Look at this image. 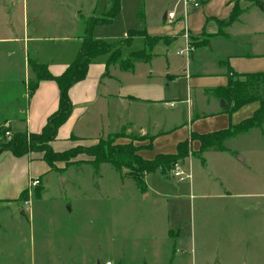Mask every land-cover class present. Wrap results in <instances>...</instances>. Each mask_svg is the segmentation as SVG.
Listing matches in <instances>:
<instances>
[{
	"label": "rangeland",
	"instance_id": "rangeland-1",
	"mask_svg": "<svg viewBox=\"0 0 264 264\" xmlns=\"http://www.w3.org/2000/svg\"><path fill=\"white\" fill-rule=\"evenodd\" d=\"M237 1L242 10L246 6L257 4L253 0ZM260 1L259 5L264 2V0ZM107 2L108 0H0V129H9L3 117L12 115L13 111L24 103L25 86L29 89V81H32H25L23 84L31 69L28 60L32 58L28 56L33 57L36 45L46 50L68 44L59 37L72 35L76 31L78 34L85 32L88 23L85 17L89 15L90 9H93L97 3L96 12L88 19L93 16L102 18L104 14L101 11ZM12 4H15L16 8L11 7ZM217 4L218 0L209 2L210 9L217 7L213 10L214 14L219 11ZM24 7L29 14L27 23L23 17ZM203 7L206 8V3ZM12 8L13 13L10 12ZM79 8L82 12L80 16L75 17L74 11ZM165 11L184 13L181 0H122L120 13L111 23L103 24L100 29V32L111 36V39L105 41L108 48L106 53L110 54V60L113 61L118 57L121 52V43L118 41L125 39L124 35L130 28L139 29L147 26L148 30L157 32L160 16ZM188 11L185 20L183 16L178 17V15L176 20L182 18L186 22L187 29L194 32L193 26L199 25L202 7L190 8ZM256 16L250 15L249 18L257 21ZM142 18L146 21L143 22ZM9 23L14 24V30L10 28ZM187 29H181L180 35L184 40L186 33L190 39L192 36ZM239 31L244 33L245 29L240 28ZM236 32L237 29L232 30L235 35ZM13 35H17V38L13 39ZM36 35L41 36L42 40L31 41L30 37L34 38ZM133 36L138 35L128 34L125 40H132ZM193 36L199 41L209 39L208 33L203 36L201 34ZM236 36L239 38L241 34L238 33ZM85 37L87 39L88 36L85 34ZM154 38L160 37L154 36L151 39ZM166 38L168 37L164 39ZM227 44L226 40L221 42L218 39L212 40L211 47L209 44H201L195 55V67L206 72H215L219 66L217 57ZM142 45L135 43L134 48H141ZM179 45L177 43L173 46V50L168 54V60L161 56L151 64L138 61L135 64V74L122 78L124 87L133 90L145 79L149 71L165 73L169 68L182 69L187 56L177 54L176 49ZM195 50L196 47L191 55ZM161 81V77H155L153 80L156 89H159ZM190 86L186 80H175L165 89L166 97L186 99ZM194 89L193 99L196 101L194 115L214 111L213 107L217 105L215 97L200 92L197 88ZM220 103L223 104L222 100ZM258 107V102L248 104L230 117L227 116V121L218 116L204 119L195 126L196 131L208 133L223 129L229 122L238 123L250 117ZM131 108L129 114L137 120L140 131L173 128L189 120L192 113L186 101L179 102L175 106L137 102L134 106L131 104ZM117 133L124 134L123 137L128 139L133 137L135 143L148 142L140 145L143 147L155 138L154 135L149 134L134 135L125 131ZM181 135H183L181 128L171 132L155 142L154 146L148 149L150 151H145L144 155H150L151 150L174 151ZM1 137L2 130L0 140ZM86 145V142L78 141L75 147ZM225 145L229 149L227 152L210 149L202 154L193 155L191 170H189L190 157L184 163L179 162L180 168L190 173L191 178L179 181L170 171L167 173L169 178L158 182L171 191L183 195L180 198L179 224L182 234L187 235L188 248L185 260L182 258L184 255L180 259L175 258L181 264H208L207 260L210 259H207V255L220 256V254L221 258L214 263L210 261L209 264H222L223 256L227 257H225L227 264H240L243 260L248 264H264V212L261 214V219H258L256 212L250 208L256 207L259 202H264V127L254 128L231 138L225 142ZM196 146V143L192 146L195 151ZM229 153L242 154L246 158V165L223 157V154ZM78 156L76 160H79ZM202 159L205 160L204 163ZM68 166L63 161H57L52 169L54 172L47 176V186L43 191L42 183L36 187L30 183L27 192L24 196H20L16 205L18 208L31 209L23 216L24 219L9 221L12 218L10 211L0 212L1 217L6 219L4 221L8 222L5 228L0 227V264H56L54 260L59 258L61 261L60 257L67 259L71 264H106L108 260L115 263L117 249L122 246L128 261H131L129 254L133 235L132 224L134 218H137L132 214L131 204L139 200L137 198L139 191L134 179L130 176L121 178V174L107 163L101 172H96L92 166L75 165L67 169ZM39 187L41 191L37 193ZM221 193H226V196L216 198ZM176 200L178 199L170 196L169 202L174 206ZM115 202L122 203L124 207ZM213 202H231L232 205L234 203L233 208L228 205L220 209L224 213L220 216L225 219L224 225L217 226L212 223L208 225L213 211H215L214 219L220 218L218 213L216 215L215 207L205 209ZM85 203L90 204L91 208L81 209ZM198 204L205 205L201 208L199 205L198 208ZM71 205L75 209L69 213L66 209ZM19 210H17L18 214L21 212ZM117 210L123 212L126 224L122 226H116L112 222L113 213ZM218 227H223L221 233H218ZM182 251L179 248L177 255Z\"/></svg>",
	"mask_w": 264,
	"mask_h": 264
},
{
	"label": "crops",
	"instance_id": "crops-1",
	"mask_svg": "<svg viewBox=\"0 0 264 264\" xmlns=\"http://www.w3.org/2000/svg\"><path fill=\"white\" fill-rule=\"evenodd\" d=\"M199 1L201 2V5L198 8L202 7V11L200 12L199 25L193 22L194 25H197L193 26L195 29L194 32L190 31L189 28L187 29L186 22H184L182 18L169 20L167 18V12L165 11L160 16V26L157 32L148 30L147 26L139 29L130 28L127 34H130V31H144L145 34H136L138 36H133L132 40L130 39V43L127 44L123 43L125 39L118 41L121 43V52L113 61L109 58L110 54L104 53L99 55L89 64L87 74L84 79L76 82L69 89L73 109L70 117L59 128L56 139L51 142V146L55 151H64L75 147L78 141L86 142V146H88L97 143L100 138L120 131H125L127 134L134 135H154V146L155 142L181 128L183 130V135H181V137L177 140L174 151L154 152L151 150L150 155L145 156L144 152L150 151L148 150L150 148L142 147L139 149L138 153L143 158L151 160L159 153H176L178 143L190 138L192 132L196 131L195 126H197V124L204 119L218 116L226 119L227 121V116L229 115L223 112L224 105L221 104L220 100L216 97L215 101L217 105L213 107L214 111H210L208 113L203 112L202 115H194V106L196 105V101L193 99V96L195 95L194 88L199 89L200 92L207 93L206 90L209 88L224 86L228 83L230 70L237 73L264 71V2L260 5L252 4L244 7L238 20L231 25L225 26L221 25L219 21H227L229 19L234 7L233 0H218L217 6L219 7V11L216 14H214L213 10L217 7L215 9H210V0ZM107 3L104 4L101 11L102 14L106 12ZM205 3L206 8L203 7ZM15 6V4L11 5L13 8H16ZM96 7L97 3H95L93 9H90L89 15L85 17L87 20L94 15V12L97 10ZM13 8L10 11L11 13H13ZM81 12L80 8L76 9L74 11L75 17L80 16ZM28 15L29 14H27V10L24 7L23 17L25 23H27ZM177 15L178 17H181V14L178 12ZM250 15H257V21L250 20ZM142 21L145 22V18H142ZM189 22L190 21H188V24H190ZM13 25V23H9L10 28L14 30L15 28ZM102 27L103 25H96L93 28L92 38L102 39L105 41L111 39L110 35L100 32ZM183 28H186L191 35L195 36H199L200 34L203 36L208 33L210 47L212 46V40L218 39L221 40V42L222 40H226L228 43L226 48H224L223 52L219 54V57H217L219 64L218 69L215 72H206L200 68H196L194 59L199 48L196 47L194 53L184 60L182 69L173 70L169 68L166 69L165 73L149 71L148 74H146L145 79L135 86L133 90L125 88L122 78L124 76H131L135 74V64L138 61L144 64H151L153 60L161 56L168 60V54L171 50H173V46L175 44H180L176 49L177 51L180 47H183L186 40H184L182 35H180L181 29ZM240 28L245 29L244 33L243 31H239ZM235 29H237L236 35L238 33L241 34L239 38L232 33V30ZM221 31L224 33H221ZM77 32L78 31L65 37H59L62 38V40L67 41L68 44L58 48L51 47L50 49L45 50L40 45H36L33 57H28L40 63L46 64L49 71L53 75L62 74L75 60L83 41L86 39V29L82 34H78ZM13 36V39L17 38V35ZM146 36L149 37V44L146 42ZM154 36H158L160 38L152 40L151 38ZM165 37L168 38L164 39ZM30 38H32L31 41L33 39H35L33 41L42 40V37L39 35H36L34 38ZM124 38H126L125 35ZM135 43H142L143 47L135 49ZM141 50L146 52L144 58H131L133 62L132 68L128 69L126 64L125 67H123V60L130 58L133 52ZM155 77H161L162 79L159 89H156L153 85ZM34 78L35 73L32 69H30L28 76H26V79L23 81V84L25 81L28 82L29 80H34ZM175 80H186L190 83L191 86L190 89H188L186 99L182 97H166L165 89L169 88ZM59 99L60 89L57 82L54 80L44 79L39 81L37 88L31 94L29 93L27 86H25V98L23 105L13 111L12 115H6L3 117L5 125L11 132H40L45 126L48 117L58 109ZM183 101H186L189 106V110L191 108V116L189 120L170 129L157 128L153 130L145 129L140 131L138 129L137 120L129 114L132 110L131 104L134 106L137 102L151 105L161 104L166 106H175L179 102ZM172 102H174L173 105ZM229 124L230 122L228 125ZM130 140V138L120 137L117 139V142L127 143ZM147 143L148 142L136 143V145ZM195 143L197 145V148L195 149L198 151L200 144L198 141L193 142V144ZM227 150L229 149L227 148ZM227 150L223 152H227ZM223 155V157L227 160L230 159L232 161H240L242 164L246 165V158L240 153H236L234 155L231 153ZM78 157V159L85 161L69 165L70 167L75 165H86V167L92 166L88 161H86L90 159V157L84 154ZM191 158L192 156H190L189 170H191ZM188 159L189 157L185 161ZM104 165L105 163L100 166L99 172L103 170L102 168H104ZM52 172L54 171L43 159L42 152H31L17 157L9 150L2 151L0 153V176H2L0 177V212L10 211L12 218H10L9 221L17 219L20 220L23 218V216L27 214V211H31V209L16 207L22 192L29 188L31 181L34 178H39L41 180V187L43 191V188L45 189L47 186V176ZM101 175L102 174H99V176ZM122 177L124 176L121 175V178ZM165 178L167 179L169 177L158 171L147 174L145 177V190L140 189L134 180L139 191L138 196L136 195L139 200H136L131 204L133 208L132 214L137 216L136 219L134 218L132 224L133 235L129 254L131 261H128L127 255L125 254L122 246L120 249H117V261L115 263L113 262V264H181L180 261H176L175 258L178 257V259H180L182 255H184L182 258L185 260L184 257L188 248L187 235L182 234V229L179 224L181 216L180 198L183 195L179 192L171 191L168 187L158 183L159 181H163ZM155 179L159 180L155 181ZM170 196L178 199L176 200V204L174 206H172L169 202ZM225 196L226 193H221L218 194L216 198ZM115 204L118 203L115 202ZM118 205L124 207L122 203H119ZM199 205L201 208V206L205 204H198V208ZM228 205L233 208L234 203L232 205L231 202H213L210 206L205 207V209L215 207L217 210L216 215L218 213L220 217L224 214L220 209L228 207ZM88 208H91V205L87 203L84 204V207H81V209L85 210H88ZM250 208L256 212L255 214L257 215V218L261 219V214L264 212V202H259L256 207ZM19 209L21 212L18 214L17 210ZM74 209L75 207L71 205L69 209L66 210L70 213V211H73ZM214 213L215 211L211 213L212 216L209 220V222H211L208 223V225H211V223L212 225L217 226H220L221 224L224 225L225 219L221 217L214 219ZM1 216L2 215H0V227L5 228L8 222H5L4 220L6 219ZM112 222L116 226L126 224L123 212H119L118 210L114 211ZM221 229H223V227H218V233H221ZM212 246L213 245L211 244L210 247L212 248ZM179 248L183 250L180 253L181 255H177ZM206 257L207 259H210L207 260V263L209 264L210 261L214 263L218 258H221V254L220 256L207 255ZM223 257L224 258L221 259L222 264H227L225 259L226 256ZM60 260L61 261L57 258L54 260V263L71 264L67 259L60 257ZM240 264H248V262L243 260Z\"/></svg>",
	"mask_w": 264,
	"mask_h": 264
},
{
	"label": "trees",
	"instance_id": "trees-1",
	"mask_svg": "<svg viewBox=\"0 0 264 264\" xmlns=\"http://www.w3.org/2000/svg\"><path fill=\"white\" fill-rule=\"evenodd\" d=\"M122 0H108L107 9L102 18L92 17L88 20L86 32L89 38L83 41V44L75 60L60 75H53L48 66L33 59L28 60V64L35 73V80L29 81V93L37 88L39 81L50 79L57 82L60 89V99L58 109L48 117V120L40 132H11L10 137L4 135L2 130L0 140V153L4 150L11 151L15 156L20 157L31 152H43V159L48 163L51 169L55 167L57 161H63L66 165L82 163L85 160H76L78 155L90 157L88 161L96 172H99L100 166L104 163L110 164L122 176H131L140 189H146L145 177L147 174L160 172L167 175L175 168L179 162H184L188 157L197 153L215 149L226 151L225 142L231 138L238 137L249 132L254 128L264 127V71L237 73L229 71L228 83L224 86L212 87L206 92L219 100L224 101L223 112L229 116L243 108L244 106L258 102L259 107L254 113L238 123H230L227 127L208 133L192 132L191 137L180 141L177 145L176 153H159L155 158L148 160L143 158L139 149L143 146L136 145L132 139L127 143H118L117 139L123 137L122 133L108 135L106 138H100L97 143L88 146L72 147L64 151H55L51 142L56 139L59 128L70 117L73 109V103L69 95L70 87L76 82L84 79L87 74L89 64L99 55L107 52L105 40L92 39V30L96 25L111 23L121 11ZM234 1L232 13L227 21H219L221 25H231L243 12L237 0ZM259 4L260 0H253ZM131 35L141 34L143 31H130ZM221 33H224L221 31ZM146 42L149 44V37L146 36ZM126 39V38H125ZM157 40V39H152ZM123 43H130L125 40ZM191 43L195 47L201 44H209V39L203 41L196 40L191 36ZM120 54V53H119ZM118 54V55H119ZM144 50L133 52L130 58L123 60L128 69L132 68L131 58H144ZM1 133V132H0ZM135 139V138H134ZM137 139V138H136ZM146 146L153 147V140ZM194 141H198L200 148L198 151L192 149ZM204 163L205 160L202 159ZM41 187L37 189L40 193ZM27 190L23 191L21 196L25 195Z\"/></svg>",
	"mask_w": 264,
	"mask_h": 264
},
{
	"label": "built area",
	"instance_id": "built-area-1",
	"mask_svg": "<svg viewBox=\"0 0 264 264\" xmlns=\"http://www.w3.org/2000/svg\"><path fill=\"white\" fill-rule=\"evenodd\" d=\"M181 2L183 4V10H184V13H182L181 16L184 17V20H185L186 16H188V14H189L188 10L190 8H198L201 5L199 0H181ZM176 17H177L176 11H169L167 13V18L169 20H174V19H176ZM125 36L127 37L128 34H125ZM185 37H186L185 46L183 48L179 49L177 51V53L180 55H186L188 58V57H190L195 46L191 43V39L189 38L188 33H186ZM173 104H174V102H172V105ZM0 132H1V129H0ZM4 135L6 137H10L11 131L9 129H6L4 132ZM172 172H173V175L181 181L188 179V178H191V174L186 173L184 170H182L179 166V163H177L175 165V168L172 170ZM40 183H41V180L39 178L32 179V181H31L32 186H35V187L38 186ZM106 264H113V263L111 261H107Z\"/></svg>",
	"mask_w": 264,
	"mask_h": 264
},
{
	"label": "water",
	"instance_id": "water-1",
	"mask_svg": "<svg viewBox=\"0 0 264 264\" xmlns=\"http://www.w3.org/2000/svg\"><path fill=\"white\" fill-rule=\"evenodd\" d=\"M222 103L225 105L224 101H222Z\"/></svg>",
	"mask_w": 264,
	"mask_h": 264
}]
</instances>
